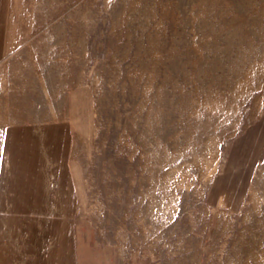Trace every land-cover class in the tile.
<instances>
[{
	"label": "rangeland",
	"instance_id": "1",
	"mask_svg": "<svg viewBox=\"0 0 264 264\" xmlns=\"http://www.w3.org/2000/svg\"><path fill=\"white\" fill-rule=\"evenodd\" d=\"M0 47L3 264H264V0H0Z\"/></svg>",
	"mask_w": 264,
	"mask_h": 264
},
{
	"label": "crops",
	"instance_id": "2",
	"mask_svg": "<svg viewBox=\"0 0 264 264\" xmlns=\"http://www.w3.org/2000/svg\"><path fill=\"white\" fill-rule=\"evenodd\" d=\"M0 47V55L2 54ZM3 61L0 56V62ZM11 100L8 96L0 94V184L4 181L5 173L8 166L14 165V159L23 154V157L30 158V125L25 124V115L23 112L15 114L9 112L8 103ZM16 119V121H12ZM27 143V153L24 154L22 150L25 149ZM22 151V153H21ZM23 163V162H22ZM24 164V163H23ZM9 173L11 171L9 170ZM6 226V212L0 208V264H3L2 254L4 247V233Z\"/></svg>",
	"mask_w": 264,
	"mask_h": 264
}]
</instances>
